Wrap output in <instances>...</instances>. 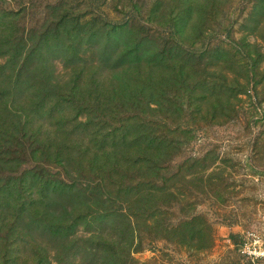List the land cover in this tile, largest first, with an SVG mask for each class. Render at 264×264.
I'll return each instance as SVG.
<instances>
[{"label": "rangeland", "instance_id": "374dc122", "mask_svg": "<svg viewBox=\"0 0 264 264\" xmlns=\"http://www.w3.org/2000/svg\"><path fill=\"white\" fill-rule=\"evenodd\" d=\"M0 18L6 20L0 26V88L10 75L2 70L11 66L9 58L1 57L9 47L46 52L48 28L79 23L93 39L77 41L75 57L61 48L47 56L49 86L31 87L36 66L27 73L31 78L22 76V88L37 93L53 84L55 92L79 95L87 84L91 108L86 102L80 109L67 96L65 105L76 106L67 121L88 116L94 104L108 110L92 120L103 130L136 133L146 126L171 147L159 160L152 224L149 212L132 207L137 231L122 245L117 238L123 236L115 234L121 227L113 222L101 238L82 226V251L93 246L102 252H65L64 264H264V0H0ZM123 29L128 32L117 41L113 36ZM73 35L76 40L78 32ZM81 68L88 76L77 81ZM84 172L79 185L111 184L97 191L95 207L113 211L125 203L107 198L113 194L114 200L130 179L110 176L101 162ZM141 174L128 177L139 182ZM36 238L43 252L53 251L49 239ZM19 240L11 257L24 253L19 264H35L30 256L36 250Z\"/></svg>", "mask_w": 264, "mask_h": 264}, {"label": "trees", "instance_id": "16d2710c", "mask_svg": "<svg viewBox=\"0 0 264 264\" xmlns=\"http://www.w3.org/2000/svg\"><path fill=\"white\" fill-rule=\"evenodd\" d=\"M5 22L6 20L0 18V26L5 25ZM70 23L60 24L55 31L53 28L46 30V52L37 54V50L32 48L25 53L26 46L22 48L18 44L9 47L1 56L9 58L11 66L2 67V70L9 68L10 75L5 76L6 87L0 88V234L2 231L7 232L0 235V264H19V259L25 254L18 253V260H13L10 254L11 249L19 245V238H22L21 242H26V246L36 250L30 256L35 264H44V260L48 263L53 261L55 264H64L67 256L65 252H102L100 247L93 246L82 251L78 240L82 226L85 227V233L101 238L103 235L100 234L107 231L106 228L113 222L121 227L115 234L123 236L122 240L117 238V243L122 245L127 243L124 242V237L134 235L137 231L134 221L138 217L132 214V207L139 206L137 209L149 212L147 224H152L157 218L154 211L161 191L157 184L159 160L163 151L165 155L171 151L170 145L163 146L156 132L146 126L136 133L129 128L103 130L92 120L106 117L105 112L108 110L94 104L88 116H76L72 122L67 121L68 114L71 113L69 108L75 110V105L79 104L80 109H85L86 102L91 108L93 93L85 90L84 86L87 84L79 86L82 91L79 95L68 90L55 92L52 89L53 84L51 88L44 87L42 91L32 92L31 87H36L38 83L40 86L48 84L46 67L52 65L51 61H47L48 55L52 56L57 48H61L67 55L72 52L75 57L77 41L93 39V35L90 36L87 30H82L79 23L74 24L75 26ZM124 30L126 29L113 37L117 41L122 40L128 32ZM75 31L78 32L76 40L73 35ZM37 58L41 64L36 62ZM149 63L153 64L154 61ZM35 67L38 78L39 72H45L42 80L27 75L33 74ZM84 69L86 68H81L77 81L79 78H87V70ZM24 75L36 81L35 85L30 87L25 83L28 86L23 89ZM67 96L78 100V103L74 101L75 105H65ZM131 100L135 98L132 97ZM16 105L21 108L15 110ZM8 144L14 145L13 152L9 150ZM30 158L33 163L31 166L26 164V160ZM99 162L103 168L109 170L110 176L130 179L126 190L115 191L114 200L113 194H108L110 197L107 200L112 204L122 198L125 201L123 204L119 203L118 208L113 211L95 207L93 201L95 194L99 193L97 191L109 188L111 184H100L97 188H92L89 180L88 183L79 185L85 169L89 167L92 171ZM23 165L25 168L21 170ZM80 170L83 171L81 174L78 173ZM134 171L142 172L139 182L128 177ZM106 202L103 201L102 204L106 205ZM36 237L49 239L53 251L43 252L45 250L41 249ZM112 250L115 252V249ZM55 252L54 260L50 257Z\"/></svg>", "mask_w": 264, "mask_h": 264}]
</instances>
